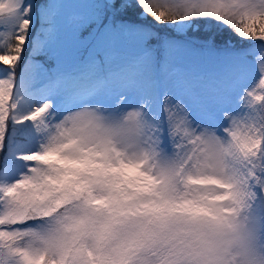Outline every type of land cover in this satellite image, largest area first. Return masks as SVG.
I'll return each instance as SVG.
<instances>
[{
    "label": "snow or ice",
    "instance_id": "6c2138e0",
    "mask_svg": "<svg viewBox=\"0 0 264 264\" xmlns=\"http://www.w3.org/2000/svg\"><path fill=\"white\" fill-rule=\"evenodd\" d=\"M0 264H264V0H0Z\"/></svg>",
    "mask_w": 264,
    "mask_h": 264
},
{
    "label": "rangeland",
    "instance_id": "374dc122",
    "mask_svg": "<svg viewBox=\"0 0 264 264\" xmlns=\"http://www.w3.org/2000/svg\"><path fill=\"white\" fill-rule=\"evenodd\" d=\"M193 32H189L187 36H192ZM185 37L181 35L179 38L182 40H187L191 46H195V50L191 51L192 55L190 57H187L183 60H179L173 63L172 69L177 72H188V73H194L200 76L204 77H210L213 76L216 73H219L223 71L226 67V62L219 58L218 56H214L212 54V49L205 45L203 41H195L192 39H189L188 37ZM196 36V35H195ZM199 37V35H197ZM217 39L222 44L224 43V40L227 39L226 36L223 34H217ZM215 48H219L217 45H214ZM191 50V49H190ZM23 67V66H22ZM257 65L255 63H251L249 65V68L244 76V79L241 81L242 86H248L253 81L257 80ZM11 128V126H10ZM29 138H33V134L28 133ZM19 150V149H18ZM18 165V164H17ZM19 170H23V165H18ZM17 166V167H18Z\"/></svg>",
    "mask_w": 264,
    "mask_h": 264
},
{
    "label": "trees",
    "instance_id": "16d2710c",
    "mask_svg": "<svg viewBox=\"0 0 264 264\" xmlns=\"http://www.w3.org/2000/svg\"><path fill=\"white\" fill-rule=\"evenodd\" d=\"M196 35V36H195ZM199 35V37L197 36ZM209 35H211V33H209L207 30H201L200 32H193V35L192 36H189L190 39L192 40H195V41H207ZM234 39H238L236 37H233ZM217 39V36L215 37V45H217L218 47H220L221 45H223L220 41L216 40ZM205 45H207L206 43H204ZM45 58H42V61H44ZM49 63H45L46 67H50L51 65Z\"/></svg>",
    "mask_w": 264,
    "mask_h": 264
},
{
    "label": "bare ground",
    "instance_id": "6f19581e",
    "mask_svg": "<svg viewBox=\"0 0 264 264\" xmlns=\"http://www.w3.org/2000/svg\"><path fill=\"white\" fill-rule=\"evenodd\" d=\"M21 110H23V106L21 108ZM29 133H31V131H29ZM32 134V133H31ZM20 151H24L23 149H19Z\"/></svg>",
    "mask_w": 264,
    "mask_h": 264
}]
</instances>
